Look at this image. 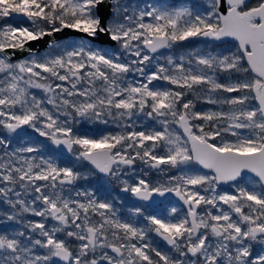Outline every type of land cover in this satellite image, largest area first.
<instances>
[{
	"label": "snow or ice",
	"instance_id": "1",
	"mask_svg": "<svg viewBox=\"0 0 264 264\" xmlns=\"http://www.w3.org/2000/svg\"><path fill=\"white\" fill-rule=\"evenodd\" d=\"M0 264H264V0H0Z\"/></svg>",
	"mask_w": 264,
	"mask_h": 264
}]
</instances>
